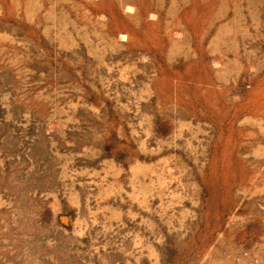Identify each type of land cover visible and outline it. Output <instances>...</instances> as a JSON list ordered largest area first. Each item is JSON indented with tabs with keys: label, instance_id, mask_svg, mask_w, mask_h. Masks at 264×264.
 I'll list each match as a JSON object with an SVG mask.
<instances>
[{
	"label": "rangeland",
	"instance_id": "1",
	"mask_svg": "<svg viewBox=\"0 0 264 264\" xmlns=\"http://www.w3.org/2000/svg\"><path fill=\"white\" fill-rule=\"evenodd\" d=\"M0 264H264V0H0Z\"/></svg>",
	"mask_w": 264,
	"mask_h": 264
}]
</instances>
